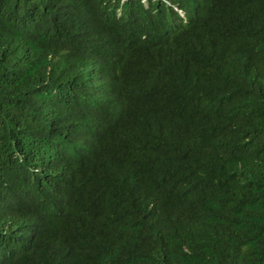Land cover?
Here are the masks:
<instances>
[{"label": "trees", "instance_id": "obj_1", "mask_svg": "<svg viewBox=\"0 0 264 264\" xmlns=\"http://www.w3.org/2000/svg\"><path fill=\"white\" fill-rule=\"evenodd\" d=\"M0 264H264V0H0Z\"/></svg>", "mask_w": 264, "mask_h": 264}]
</instances>
